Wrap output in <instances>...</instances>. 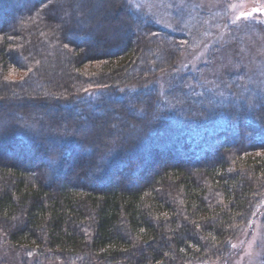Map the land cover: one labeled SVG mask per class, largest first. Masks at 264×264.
Wrapping results in <instances>:
<instances>
[{
	"label": "trees",
	"instance_id": "1",
	"mask_svg": "<svg viewBox=\"0 0 264 264\" xmlns=\"http://www.w3.org/2000/svg\"><path fill=\"white\" fill-rule=\"evenodd\" d=\"M134 7L0 0V238L21 264L225 260L264 207V93L226 75L219 100L200 72L165 102L131 90L190 48Z\"/></svg>",
	"mask_w": 264,
	"mask_h": 264
},
{
	"label": "rangeland",
	"instance_id": "2",
	"mask_svg": "<svg viewBox=\"0 0 264 264\" xmlns=\"http://www.w3.org/2000/svg\"><path fill=\"white\" fill-rule=\"evenodd\" d=\"M132 1L137 12L160 26L185 33L190 48L174 69L157 74L139 87L130 86L131 90L154 88L165 102L166 91L182 75L200 72L198 85L219 100L226 97V75H242L264 93V0ZM231 250L227 259L204 264H264V207ZM0 264H21L19 254L2 238Z\"/></svg>",
	"mask_w": 264,
	"mask_h": 264
}]
</instances>
